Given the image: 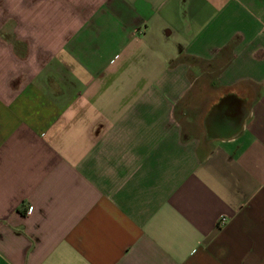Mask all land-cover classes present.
<instances>
[{
	"label": "crops",
	"instance_id": "crops-1",
	"mask_svg": "<svg viewBox=\"0 0 264 264\" xmlns=\"http://www.w3.org/2000/svg\"><path fill=\"white\" fill-rule=\"evenodd\" d=\"M0 264H264V0H0Z\"/></svg>",
	"mask_w": 264,
	"mask_h": 264
},
{
	"label": "built area",
	"instance_id": "built-area-1",
	"mask_svg": "<svg viewBox=\"0 0 264 264\" xmlns=\"http://www.w3.org/2000/svg\"><path fill=\"white\" fill-rule=\"evenodd\" d=\"M226 221V218L224 216H221L218 220V224H223Z\"/></svg>",
	"mask_w": 264,
	"mask_h": 264
}]
</instances>
